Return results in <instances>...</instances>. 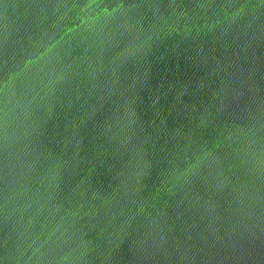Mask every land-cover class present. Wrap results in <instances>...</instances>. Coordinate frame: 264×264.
Masks as SVG:
<instances>
[{
    "label": "water",
    "instance_id": "1",
    "mask_svg": "<svg viewBox=\"0 0 264 264\" xmlns=\"http://www.w3.org/2000/svg\"><path fill=\"white\" fill-rule=\"evenodd\" d=\"M0 264H264V0H0Z\"/></svg>",
    "mask_w": 264,
    "mask_h": 264
}]
</instances>
